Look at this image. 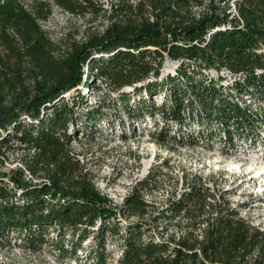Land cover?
<instances>
[{
	"label": "trees",
	"instance_id": "obj_1",
	"mask_svg": "<svg viewBox=\"0 0 264 264\" xmlns=\"http://www.w3.org/2000/svg\"><path fill=\"white\" fill-rule=\"evenodd\" d=\"M52 4L72 15L103 10L95 0H0V243L12 235L34 249L51 242L60 258L78 260L89 240L90 264H264V227L223 200L206 203L197 178L161 213L177 226L200 209L198 234L180 228L160 238L138 219L122 228L71 148L78 133L94 138L87 125L101 118L100 106L76 110L88 104L81 87L117 94L129 119L150 116L151 139L171 151L207 146L211 127L227 137L254 131L257 119L264 122V0L110 1L104 29L65 49L41 27ZM166 59L175 73L162 74ZM210 69H227L232 80ZM70 91L77 93L67 97ZM131 95L138 101L129 103ZM194 123L200 130L190 129ZM13 152H21L20 163L7 170ZM152 182L132 186L123 212L147 216ZM108 240L119 248L115 257Z\"/></svg>",
	"mask_w": 264,
	"mask_h": 264
},
{
	"label": "rangeland",
	"instance_id": "obj_2",
	"mask_svg": "<svg viewBox=\"0 0 264 264\" xmlns=\"http://www.w3.org/2000/svg\"><path fill=\"white\" fill-rule=\"evenodd\" d=\"M95 1L103 7V10L92 11L86 15H72L52 4L51 15L41 21L42 29L64 49L66 43L74 39H83L87 32L102 31L109 22L107 10L110 8V1L115 2V0ZM208 1L206 0V3ZM230 4L234 8V3L230 2ZM176 65L166 59L162 74L175 73ZM207 73L215 77L214 69L208 70ZM83 77L85 78V75ZM129 88H125V91H131ZM81 92L85 94L88 104L77 106L76 110L84 112L89 106H100L101 118L96 124L90 120L87 125L91 129H87L86 133H91L94 138L89 139L78 133L71 142V148L84 166V172L91 175L94 186L116 209L122 228L127 221L138 219L150 225L160 238L176 237L180 233V228L182 231L191 230L194 234H198L200 230L196 224L201 219V216L199 218L197 216L201 214L200 209L193 208L191 214L181 216L180 225L177 226H174V220L168 221L162 214L170 197L181 198L189 191L196 178L198 180L196 182H202L203 187L208 190L206 203L213 204L223 200L229 207L237 210L239 216L248 219L255 226L264 227V155L257 153V149H247L244 154L227 156L225 152L228 149L222 147L224 144L218 139L216 127H211L216 135L212 136V140L206 141L210 143L206 144L207 146L179 145L177 150L171 151L151 139L149 128L153 129L154 121L150 116H145L144 120L126 117V107L119 103L117 94L113 93L108 97L109 94L105 89L84 87H81ZM76 93L70 91L65 95L69 97ZM150 100H152L151 96L147 101ZM134 101H138V97L131 95L129 103L132 104ZM191 127V130L195 128L200 130V126L196 123ZM233 133L238 135L235 131ZM122 135H127L128 138L123 139ZM260 135L258 148H263L264 133L261 132ZM243 141L235 140L234 146ZM20 154L21 152L7 153L9 156L4 160L3 168L9 170L18 166ZM145 178L153 181L151 191L144 192V198L151 203V207L147 216L139 218L129 216L120 208L122 199L134 184ZM207 209L208 211L203 213L204 216H210V208ZM178 219L177 217L176 220L179 221ZM54 236L51 233L50 238ZM90 244L91 242L86 240L83 243V250L77 252L78 260H73L69 257L60 258L52 248L51 242L43 243L34 249L12 235L10 241L0 243V264H90L86 257ZM106 249L112 251L113 257L119 250L116 244L109 240Z\"/></svg>",
	"mask_w": 264,
	"mask_h": 264
},
{
	"label": "built area",
	"instance_id": "obj_3",
	"mask_svg": "<svg viewBox=\"0 0 264 264\" xmlns=\"http://www.w3.org/2000/svg\"><path fill=\"white\" fill-rule=\"evenodd\" d=\"M258 51H261V50H258ZM262 51L264 52V46L262 48ZM218 74L226 77L228 82L230 80H232L231 79L232 78V74H230V72L227 69H222L221 71H219V73H217L215 71V73L213 75L217 76ZM261 104L263 105V101L261 102ZM254 123H255L254 131L249 132L250 134L247 133L246 136L245 135H239L238 133H236L238 135H235L233 133V134H231V136L227 137V133L226 132L218 131L219 138H222V139L228 138V141L230 139L233 141L232 144H229V143L228 144L227 143H223L224 145L221 144L224 149H228V151L225 152V155H227V156H229V155H231V156H235L236 155L237 156L239 154L241 155V154H244L245 150H247V149H251V150H256L257 149L256 150L257 153H259L262 156L264 155V144H263V148H260V147L258 148V143H257L259 141V138L261 137V135H260L261 132L264 133V122L260 123V120L257 119ZM212 133H215V132H212ZM221 134H223V136ZM238 139L244 140V141L241 142L240 144L234 146V141L238 140ZM225 144H227V145H225ZM199 146H201V145H199ZM202 147H203V145H202ZM242 149H243V151H242ZM222 151H223V149H222Z\"/></svg>",
	"mask_w": 264,
	"mask_h": 264
},
{
	"label": "bare ground",
	"instance_id": "obj_4",
	"mask_svg": "<svg viewBox=\"0 0 264 264\" xmlns=\"http://www.w3.org/2000/svg\"><path fill=\"white\" fill-rule=\"evenodd\" d=\"M253 177H255V176H253ZM253 177H251V178H253Z\"/></svg>",
	"mask_w": 264,
	"mask_h": 264
}]
</instances>
